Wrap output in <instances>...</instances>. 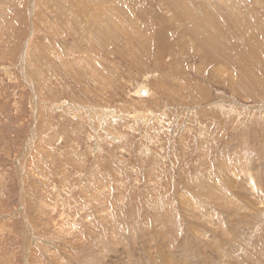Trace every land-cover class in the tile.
Instances as JSON below:
<instances>
[{"label":"rangeland","instance_id":"obj_1","mask_svg":"<svg viewBox=\"0 0 264 264\" xmlns=\"http://www.w3.org/2000/svg\"><path fill=\"white\" fill-rule=\"evenodd\" d=\"M100 1L0 0V264H264V0Z\"/></svg>","mask_w":264,"mask_h":264},{"label":"bare ground","instance_id":"obj_2","mask_svg":"<svg viewBox=\"0 0 264 264\" xmlns=\"http://www.w3.org/2000/svg\"><path fill=\"white\" fill-rule=\"evenodd\" d=\"M177 1V0H176ZM181 1H183V0H181ZM100 2H102V4H105V6H107V8H106V10H107V12H109L110 10H108L111 6H108V4L110 3V0L109 1H100ZM99 2V3H100ZM185 2V1H184ZM177 3V2H176ZM180 3V2H179ZM182 4V3H181ZM184 4V3H183ZM169 5V4H168ZM176 5V4H175ZM181 6V5H180ZM179 7V6H178ZM190 7V6H189ZM195 7V6H194ZM196 7H198V6H196ZM209 7V6H208ZM184 8V7H183ZM177 9V8H176ZM182 9V8H181ZM212 9V8H211ZM113 10V9H112ZM116 10V9H115ZM178 10V9H177ZM186 10V9H185ZM209 10V9H208ZM114 11V10H113ZM118 11V10H117ZM187 11V10H186ZM192 11V10H191ZM206 11V10H205ZM111 12V11H110ZM115 12V11H114ZM121 12H123V11H121ZM214 12V11H213ZM262 12V11H261ZM92 13V12H91ZM182 13H184L185 14V12H182ZM187 13V12H186ZM215 13V12H214ZM213 13V14H214ZM94 14V13H93ZM102 14V13H101ZM181 14V13H180ZM184 14H181V16L183 15L184 16ZM202 14V13H201ZM210 14V13H209ZM208 14V15H209ZM92 15V14H91ZM98 15V14H97ZM103 15V14H102ZM189 15V14H188ZM188 15H187V17H188ZM93 16V15H92ZM126 17V16H125ZM166 17H167V15H166ZM191 17V14L189 15V18ZM93 18V17H92ZM192 18H193V16H192ZM197 18V17H196ZM169 19V18H168ZM184 19V18H183ZM199 19V18H198ZM209 19V18H208ZM207 18H204V19H199L198 21H196V23H192V24H190L189 23V21L186 23V25H185V29H184V32H188V34H190L192 37L194 36V34H195V27L197 26V25H201L202 27H204V32L205 33H208V34H210V35H213L214 34V25L211 23V22H207V20H208ZM221 19V18H220ZM251 19V18H250ZM180 19H178V21H179ZM182 20V19H181ZM189 20V19H188ZM224 20V19H223ZM165 21V20H164ZM209 21V20H208ZM172 22V21H171ZM180 22V21H179ZM185 22V21H184ZM221 22H223L222 20H221ZM225 22V21H224ZM226 23V22H225ZM169 24V23H168ZM173 24H175V23H173ZM164 25V24H163ZM170 25V24H169ZM172 27V26H171ZM182 27V26H181ZM184 28V27H183ZM240 29V28H239ZM231 30V29H230ZM177 31V30H176ZM179 31V30H178ZM229 31V30H228ZM228 31H225V35L226 34H228ZM92 33V32H91ZM222 33V32H221ZM140 34V33H139ZM220 35V31H216L215 32V36H214V38H215V40H216V38L218 37ZM227 37V36H226ZM228 39V38H227ZM230 40V39H229ZM216 42H222V41H220L219 39H217L216 40ZM226 42H228V41H226ZM223 43H225V41L224 42H222V44ZM221 45V44H220ZM215 46V45H214ZM229 46V45H228ZM200 47V46H199ZM217 50V49H216ZM173 53V52H172ZM25 157V156H24ZM257 172V171H256ZM200 183V182H199ZM241 188V187H240ZM245 191V190H244ZM236 202V201H235ZM172 203V202H171ZM239 204V203H238ZM241 204V203H240ZM238 206V205H237ZM248 206V205H247ZM220 207V206H219ZM244 209V208H243ZM242 209V210H243ZM251 209V208H250ZM176 212V211H175ZM246 213V212H245ZM241 215V214H240ZM172 216V215H171ZM232 216V215H231ZM258 216H260V214L258 215ZM253 217H255V216H253ZM261 217H263L262 215H261ZM236 218V217H235ZM259 218V217H258ZM164 219V218H163ZM243 219V218H242ZM256 219V218H255ZM168 221V220H167ZM256 221V220H255ZM260 221V220H259ZM263 221H264V218H263ZM251 222V221H250ZM261 222V221H260ZM252 223V222H251ZM161 224V223H160ZM254 224H255V222H254ZM253 224V225H254ZM165 225H167V227L166 226H164V227H166V228H164V229H168L169 228V223H167V224H165ZM248 225V224H247ZM259 225H260V223H259ZM258 224H257V222H256V224H255V227L256 228H260L262 225H263V223H262V225H260V227H258L259 226ZM246 226V225H245ZM194 227V226H193ZM244 227V226H243ZM251 227V226H250ZM246 228V227H245ZM248 228V227H247ZM252 229H253V227H251ZM255 228V229H256ZM238 229V228H237ZM162 230V229H161ZM259 230V229H258ZM263 231H264V227H263V229H262ZM261 230V231H262ZM168 231V236H166V237H164L163 239H164V241H166V243L168 244V246L169 247H172V248H176V247H178L177 245H172L173 244V242H174V238H177V237H175L174 235H176L178 232L176 231V229H175V231H173V229H172V231L170 232L169 231V229L167 230ZM222 231H223V229H222ZM260 231V232H261ZM224 232V231H223ZM262 233V232H261ZM157 234V233H156ZM178 235V234H177ZM226 235V234H225ZM261 235V234H260ZM262 235H264V233L262 234ZM150 236V235H149ZM174 236V237H173ZM253 236V237H252ZM248 237L249 238H253L254 239V235H253V233L252 232H250L249 233V235H248ZM256 237V236H255ZM167 238V239H166ZM226 238L228 239V240H230V238L226 235ZM259 238V237H258ZM258 238H256L257 239V241H258ZM262 239H264V238H262ZM117 240V239H116ZM121 240V239H120ZM185 241H186V239H184ZM184 240H183V242H184ZM261 240V239H260ZM110 241V240H109ZM117 241H119V240H117ZM152 241V240H151ZM163 241V240H162ZM163 241V242H164ZM176 241H178V238H177V240ZM188 241V240H187ZM213 242H211V241H208V243H209V246H210V248H217V245H218V242L217 241H215V240H212ZM251 241V240H250ZM253 242H254V240H252ZM153 242V241H152ZM152 242H150V243H152ZM180 242V241H179ZM228 242V241H227ZM112 243V242H111ZM159 243V242H158ZM257 243V242H256ZM258 243H259V241H258ZM119 244H121V243H119ZM149 244V243H148ZM156 244V243H155ZM177 244V243H176ZM215 244V245H214ZM217 244V245H216ZM122 245V244H121ZM259 245H261V243H259ZM264 245V244H263ZM185 248H187V249H189L188 248V244H184L183 245ZM110 247V246H109ZM112 247H113V245H112ZM183 247V248H184ZM204 247H207V244H205V245H203V251H204V253H205V248ZM248 247V246H247ZM262 248H264L263 246H261ZM261 247H258V248H254L253 249V251H258L259 252V249L261 248ZM179 248V247H178ZM253 248V247H252ZM106 249V248H105ZM128 249V248H127ZM180 249V248H179ZM187 249H180L181 251H175V252H180L181 253V260H182V263H186V264H207L206 262H208V259L207 258H205V256L206 255H204V254H201V256H196L195 255V253L194 252H192V251H189V250H187ZM238 249V248H237ZM121 250V249H120ZM244 250V249H243ZM264 250V249H263ZM114 251H115V249H114ZM241 251V250H240ZM252 251V252H253ZM239 253V252H238ZM257 253V252H256ZM264 253V252H263ZM243 254V253H242ZM92 255V254H91ZM97 255V254H96ZM137 255V254H136ZM222 256L224 255L223 253L221 254ZM255 255V254H254ZM264 255V254H263ZM208 256V258H211V262H212V264H218V262L217 261H215V259H213V257H211V255H207ZM218 255H214V257H217ZM247 256V255H246ZM245 256V257H246ZM234 257V256H233ZM255 257V256H254ZM88 258V257H87ZM98 258V257H97ZM227 258H229V256L227 257ZM249 258V257H248ZM91 259V258H90ZM222 259V258H221ZM233 259V258H232ZM255 259H258V258H255ZM260 259V258H259ZM258 259V260H259ZM96 260V259H95ZM144 260H145V258H144ZM234 260V259H233ZM249 260H250V258H249ZM257 260V261H258ZM92 261V260H91ZM231 262H232V260H230ZM248 261V260H247ZM251 261V260H250ZM250 261H248V262H250ZM254 261H256V260H254ZM131 262V261H130ZM237 262V260L235 261V262H233V263H236ZM259 262V261H258ZM126 263V262H125ZM181 263V262H180ZM180 263H178V264H180ZM224 263H226V262H224ZM132 264H138V263H136V262H134V261H132ZM220 264V263H219ZM232 264V263H231ZM238 264V263H237ZM250 264V263H249ZM253 264V263H252ZM255 264H257V263H255Z\"/></svg>","mask_w":264,"mask_h":264},{"label":"water","instance_id":"obj_3","mask_svg":"<svg viewBox=\"0 0 264 264\" xmlns=\"http://www.w3.org/2000/svg\"><path fill=\"white\" fill-rule=\"evenodd\" d=\"M137 94H138L139 96H146V95L149 94V92H148L147 90L141 88V89L138 91Z\"/></svg>","mask_w":264,"mask_h":264}]
</instances>
